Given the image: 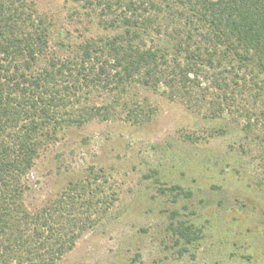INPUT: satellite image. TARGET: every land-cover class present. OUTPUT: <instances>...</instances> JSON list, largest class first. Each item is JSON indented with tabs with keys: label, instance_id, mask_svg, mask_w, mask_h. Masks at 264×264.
Returning <instances> with one entry per match:
<instances>
[{
	"label": "rangeland",
	"instance_id": "1",
	"mask_svg": "<svg viewBox=\"0 0 264 264\" xmlns=\"http://www.w3.org/2000/svg\"><path fill=\"white\" fill-rule=\"evenodd\" d=\"M28 1L51 22L50 55L62 60L121 31L102 23L99 8ZM116 93L83 89L74 111L106 106L115 115L49 130L25 182L24 202L33 211L51 207L70 183L99 176L98 211H83L94 225L57 264H264V149L245 136L235 108L215 119L212 95L196 107L165 85L134 83ZM250 100L239 101L256 111ZM132 110L144 121L130 119ZM255 132L264 135V127Z\"/></svg>",
	"mask_w": 264,
	"mask_h": 264
},
{
	"label": "trees",
	"instance_id": "2",
	"mask_svg": "<svg viewBox=\"0 0 264 264\" xmlns=\"http://www.w3.org/2000/svg\"><path fill=\"white\" fill-rule=\"evenodd\" d=\"M72 1L99 8L102 23L121 31L62 60L50 55L51 22L33 3L0 0V264H57L94 225L83 211L98 205L97 173L70 183L49 208L32 211L24 202L49 130L115 115L106 106L74 111L85 88L118 94L134 83L165 85L196 107L212 95L211 117L235 108L245 136L264 149V135L255 134L264 127V0H176L182 9L169 0ZM173 20L180 23L169 32ZM250 99L256 111L242 105ZM129 113L144 121L142 112Z\"/></svg>",
	"mask_w": 264,
	"mask_h": 264
}]
</instances>
